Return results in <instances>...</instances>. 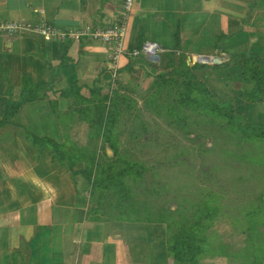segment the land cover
<instances>
[{
	"label": "crops",
	"instance_id": "0c3cea01",
	"mask_svg": "<svg viewBox=\"0 0 264 264\" xmlns=\"http://www.w3.org/2000/svg\"><path fill=\"white\" fill-rule=\"evenodd\" d=\"M125 2L0 0V23L48 22L84 33L53 41L35 32L0 34V120L26 87L41 85L39 99L0 126V264H167L163 227L142 223L146 233L134 236L127 224L87 214L85 162L72 164L73 176L64 152L69 138L82 131L69 130L62 118L72 117V101L152 85L161 59L132 55L148 42L157 43L162 55L186 56L189 67L195 55L219 58L220 68L197 69L192 76L209 82L219 74L226 88L241 84L242 56H264V0H133L125 52L115 67L109 48L85 34L121 23ZM256 115L260 122L264 112ZM31 136L54 141L63 153L46 142L35 144Z\"/></svg>",
	"mask_w": 264,
	"mask_h": 264
},
{
	"label": "rangeland",
	"instance_id": "374dc122",
	"mask_svg": "<svg viewBox=\"0 0 264 264\" xmlns=\"http://www.w3.org/2000/svg\"><path fill=\"white\" fill-rule=\"evenodd\" d=\"M155 57L161 59L156 83L107 99L72 101V117L62 118L69 130L82 131L69 138L64 152L72 173L81 158L91 175L87 214L127 224L134 236L146 233L142 223L163 227L167 264H184L169 249L176 236L188 232L203 247L193 264H264V141L237 134L217 110L205 107L231 101L244 121L264 123V116L256 121L264 101L251 105L243 82L226 88L223 76L215 74L209 82L194 76L207 91L196 90L195 105L180 103L177 87L184 78L174 68L187 64L186 56L158 52ZM199 58L189 65L200 64ZM104 128L114 149L104 143Z\"/></svg>",
	"mask_w": 264,
	"mask_h": 264
},
{
	"label": "trees",
	"instance_id": "16d2710c",
	"mask_svg": "<svg viewBox=\"0 0 264 264\" xmlns=\"http://www.w3.org/2000/svg\"><path fill=\"white\" fill-rule=\"evenodd\" d=\"M141 45L138 49H140ZM243 58V93L246 97V101L251 104H261L264 101V56L252 53L249 56H242ZM207 66L201 64H195L193 67H189L186 62L182 64V68H174L175 74L183 79V83L179 84L178 97L179 102L184 103L188 106L195 105L199 99H195L196 90L200 92L205 91L207 86L200 80H195L192 76L194 70L205 69ZM213 68H220V66H213ZM164 82V75H160ZM174 81H172L173 83ZM156 83V82H154ZM153 83V84H154ZM157 84H159L157 82ZM41 85L26 87L23 91V96L20 102L11 103L9 112L5 117L0 120V126L6 124L13 115L18 112L19 108L27 102L34 101L38 98V91ZM73 89V87H71ZM207 91V90H206ZM198 98V97H197ZM203 100L200 104L202 105ZM205 107L215 109L219 112L221 117L226 118L237 132V134H242V136L251 137L258 140L264 141V123H249L244 121L243 116L236 114L234 111V106L231 101H223L210 103L205 105ZM109 119L107 116L105 118L106 122ZM110 120V119H109ZM105 124V121H103ZM110 124V123H107ZM105 127V125H103ZM102 135L105 139L104 143L109 144L110 148L114 149V141L110 137L108 130L105 128L102 130ZM109 135V136H108ZM31 139L35 144L42 145L44 142L49 143L51 148L55 150L56 154L60 156L59 145L54 141L48 139H39L35 136H31ZM85 176L91 179V175L86 172H82ZM168 246V243H167ZM171 257L175 260H180L184 264H193L198 259V256L203 253V247L199 244V240L194 233L188 232L184 236H176V240L172 243L170 247Z\"/></svg>",
	"mask_w": 264,
	"mask_h": 264
},
{
	"label": "built area",
	"instance_id": "2783aa9c",
	"mask_svg": "<svg viewBox=\"0 0 264 264\" xmlns=\"http://www.w3.org/2000/svg\"><path fill=\"white\" fill-rule=\"evenodd\" d=\"M132 3L133 0H126L124 6L125 12L123 13V21L121 23L117 25H100L85 34L98 43H101L104 47L109 48V58L115 67H117L122 55L125 52L123 38L125 34L126 21L132 12ZM23 31L38 33L47 41L65 40L69 37L77 38L84 35V33L65 32L48 22H44L38 26L19 23H0V34L13 36L22 33ZM159 51L160 47L157 43L148 42L140 49H135L132 52V55L136 58L143 56L147 58H155Z\"/></svg>",
	"mask_w": 264,
	"mask_h": 264
},
{
	"label": "water",
	"instance_id": "95a60500",
	"mask_svg": "<svg viewBox=\"0 0 264 264\" xmlns=\"http://www.w3.org/2000/svg\"><path fill=\"white\" fill-rule=\"evenodd\" d=\"M198 61L200 64H203V65L205 64V65H211V66H218V65L222 64L221 59L207 57V56H200Z\"/></svg>",
	"mask_w": 264,
	"mask_h": 264
}]
</instances>
